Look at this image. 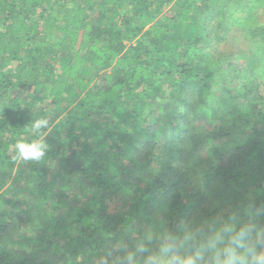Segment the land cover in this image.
<instances>
[{
  "label": "trees",
  "instance_id": "1",
  "mask_svg": "<svg viewBox=\"0 0 264 264\" xmlns=\"http://www.w3.org/2000/svg\"><path fill=\"white\" fill-rule=\"evenodd\" d=\"M234 29L250 51L223 67L209 51ZM260 82L264 0H0V264H112L146 232L233 215L264 229Z\"/></svg>",
  "mask_w": 264,
  "mask_h": 264
},
{
  "label": "clouds",
  "instance_id": "2",
  "mask_svg": "<svg viewBox=\"0 0 264 264\" xmlns=\"http://www.w3.org/2000/svg\"><path fill=\"white\" fill-rule=\"evenodd\" d=\"M48 126L49 121L41 118L32 121L27 130L39 136ZM14 148L15 159L39 161L48 145L42 139L18 141ZM112 264H264V229L242 223L233 215L195 232L186 229L182 236L146 232Z\"/></svg>",
  "mask_w": 264,
  "mask_h": 264
},
{
  "label": "rangeland",
  "instance_id": "3",
  "mask_svg": "<svg viewBox=\"0 0 264 264\" xmlns=\"http://www.w3.org/2000/svg\"><path fill=\"white\" fill-rule=\"evenodd\" d=\"M250 44L247 41L245 34L242 31L239 30H232L230 32V34L227 36V39L222 42V43H214L213 41V46L211 48V50L209 51L213 56L216 57L217 61H221L222 62V66L226 67L228 63L230 62H234L238 65H244V60H242V55L243 54H247L248 51H250L249 49ZM252 51H255L254 49H251ZM260 91L261 93H263L264 96V82H260ZM236 87V83L230 85V90H234ZM23 97H25L24 93L22 94ZM48 105H51L50 102L47 103ZM131 107V106H129ZM206 117L198 120V122H196V125H205L207 128L211 129V125L210 124H206L205 121H207V119H205ZM171 135V132L166 133V135H162L160 137L157 138L156 144H146L144 146H142L140 148V152H138L137 154H139V158L141 160H145V159H149L151 158V156H149L148 154V149L149 148H153L152 154H154L155 156H162L164 155L165 151L164 149H166L167 147H165L167 145V143L173 145L170 140H168ZM185 142H183L184 144ZM221 144V143H219ZM180 146H182L181 144H179ZM211 145H209L208 147H204V151L208 152V149H210ZM11 181L12 179L9 180V184L10 185L11 190V194L9 195V198L11 200L14 201H21L25 198L24 192L20 189V187L18 186H13L11 185ZM189 188V187H188ZM125 209V205L122 204V202L120 200H112V202L109 203V209L108 211L110 213L116 212V211H120V210H124ZM153 213V217L155 221H161L162 218V213L159 212L157 209H152L151 210ZM153 229V228H152ZM154 232L160 231L161 228L158 230L157 227L155 229H153ZM161 232V231H160Z\"/></svg>",
  "mask_w": 264,
  "mask_h": 264
}]
</instances>
